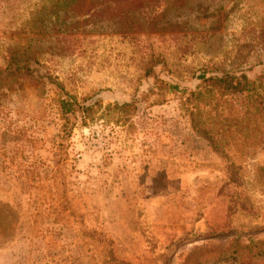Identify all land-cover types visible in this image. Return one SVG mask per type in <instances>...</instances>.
<instances>
[{"label": "rangeland", "instance_id": "rangeland-1", "mask_svg": "<svg viewBox=\"0 0 264 264\" xmlns=\"http://www.w3.org/2000/svg\"><path fill=\"white\" fill-rule=\"evenodd\" d=\"M187 1L205 14L172 18L185 24L169 37L131 40L107 28L72 54L36 44L46 59L40 71L61 89L35 76L0 91L2 264H101L104 242L76 238L80 224L130 264H264V150L216 153L165 85L193 89L201 69L263 72L256 22L264 0ZM200 33L208 39L194 43ZM8 42L0 36V67ZM150 55L154 77L142 71ZM64 91L78 103L133 109L116 123L70 118L58 145L54 98Z\"/></svg>", "mask_w": 264, "mask_h": 264}, {"label": "trees", "instance_id": "trees-1", "mask_svg": "<svg viewBox=\"0 0 264 264\" xmlns=\"http://www.w3.org/2000/svg\"><path fill=\"white\" fill-rule=\"evenodd\" d=\"M260 1L251 0L252 6ZM204 7L188 4L187 0H0V36L9 41L0 67V91H13L25 77L35 76L41 83L61 89L54 76L40 71V62L46 59L39 48H32L36 44L47 43V49L55 50H49V54H72L85 35H106L103 31L107 28L108 33L131 40L149 34L169 37L185 24L172 18L188 11L197 19L205 14ZM168 14L170 17H166ZM220 21L222 18H216L212 25L217 29ZM256 23L257 41L264 49V16ZM204 34L200 33L194 43H204L208 39ZM148 61L143 74L154 77L152 67L157 60L150 55ZM196 78L198 82L189 90L165 83L168 91L178 93L180 110L190 129L205 138L216 153L229 147L232 153L241 155L264 150V71L250 76L238 68L218 73L201 69ZM62 93L54 98L62 120L56 134L58 145L70 134L74 123L70 118L81 124L100 118L116 123L133 109L131 102L104 106L97 100L78 103L73 94ZM85 225L78 226L75 237L88 235L96 243L104 242L101 264H130L115 256L101 231Z\"/></svg>", "mask_w": 264, "mask_h": 264}, {"label": "clouds", "instance_id": "clouds-1", "mask_svg": "<svg viewBox=\"0 0 264 264\" xmlns=\"http://www.w3.org/2000/svg\"><path fill=\"white\" fill-rule=\"evenodd\" d=\"M0 264H2V261H0Z\"/></svg>", "mask_w": 264, "mask_h": 264}]
</instances>
